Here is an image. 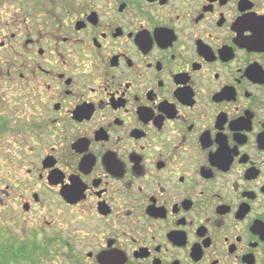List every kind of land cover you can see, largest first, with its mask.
I'll use <instances>...</instances> for the list:
<instances>
[{
    "label": "flooded vegetation",
    "instance_id": "obj_1",
    "mask_svg": "<svg viewBox=\"0 0 264 264\" xmlns=\"http://www.w3.org/2000/svg\"><path fill=\"white\" fill-rule=\"evenodd\" d=\"M9 1L0 264H264V0Z\"/></svg>",
    "mask_w": 264,
    "mask_h": 264
},
{
    "label": "rangeland",
    "instance_id": "obj_2",
    "mask_svg": "<svg viewBox=\"0 0 264 264\" xmlns=\"http://www.w3.org/2000/svg\"><path fill=\"white\" fill-rule=\"evenodd\" d=\"M14 3L12 1L6 0L4 5H1L0 0V11H15ZM2 99V98H1ZM4 102V99H2ZM5 105L0 104V114L3 113ZM7 136L4 137L7 141L11 139V136L13 135L12 131L9 130V132L6 133ZM0 142H1V136H0ZM1 145V144H0ZM14 144L8 145L7 149H12ZM3 147H0V151ZM6 149V150H7ZM2 152V151H1ZM0 152V174H1V165L3 161L2 153ZM3 181L1 180L0 175V183ZM2 188V185H0V189ZM46 213L42 214L40 213H33V215H26L25 213H19L15 211H6L4 209L0 208V232L3 229H6V235L3 238L5 241H10L13 243H19V241H25V239L28 238V241L30 239L37 238L39 240V244L42 243V241H45L46 239H52V233L51 230L46 225L45 220ZM33 216V217H32ZM32 217V218H31ZM22 227L24 229H22ZM59 231V229H57ZM1 235V234H0ZM58 236V234L56 235ZM60 236L62 234L60 233ZM2 238V236H1ZM59 237H56V239ZM1 240V239H0ZM55 250V249H54ZM58 250V253H55L50 255L48 258H44V260L40 261V264H67L66 259L64 258V247L60 246Z\"/></svg>",
    "mask_w": 264,
    "mask_h": 264
}]
</instances>
